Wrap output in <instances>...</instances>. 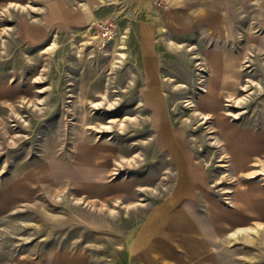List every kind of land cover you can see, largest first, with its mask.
I'll return each mask as SVG.
<instances>
[{
	"label": "rangeland",
	"instance_id": "374dc122",
	"mask_svg": "<svg viewBox=\"0 0 264 264\" xmlns=\"http://www.w3.org/2000/svg\"><path fill=\"white\" fill-rule=\"evenodd\" d=\"M54 1L0 0V264H137L135 230L180 169L220 225L176 264H264V0H225L220 32L202 15L177 36L158 17L171 4L97 0L74 27L80 0ZM108 18L118 37L93 50L87 26ZM172 133L195 164L171 160Z\"/></svg>",
	"mask_w": 264,
	"mask_h": 264
},
{
	"label": "crops",
	"instance_id": "0c3cea01",
	"mask_svg": "<svg viewBox=\"0 0 264 264\" xmlns=\"http://www.w3.org/2000/svg\"><path fill=\"white\" fill-rule=\"evenodd\" d=\"M96 1L97 0H80L73 13V20L70 24L78 27L81 24L93 20L96 17ZM201 0H172L171 8L160 14L159 20H162L168 28L169 34L171 30L176 28L177 34H185V30L191 25H201L196 23L202 19L204 15L209 19V23L214 27L218 24V32H220L221 24L219 19L225 16V0H207L206 5L200 3ZM58 1L49 4L50 7L58 5ZM60 6V5H58ZM205 12L204 14H202ZM196 14V15H195ZM206 19V18H203ZM157 20V19H156ZM154 20L151 28L147 23H141L140 35L138 36L139 50H144V55H147L146 62L152 63V58L149 57V50L157 49L154 42V34L157 29V21ZM222 22V21H221ZM216 28V25H215ZM181 29V30H180ZM179 166L186 167V161L175 158ZM180 183L171 200L160 205L151 211L150 214L144 216L141 220L142 224L135 230L133 241H131L129 252L130 256L138 260L137 264H176L188 259H203L206 257L210 239L217 235L219 230L218 214L206 217L205 210L201 214L199 204L191 209L187 203L195 204V195L190 194V186L196 184L191 182L194 176L199 177L191 169L187 172V188L183 189L181 185L186 182V176L182 175L180 169ZM198 184L202 185V176L199 177ZM180 186V187H179ZM183 196H189L188 199ZM189 198L191 200H189ZM185 200H187L185 202ZM170 202V203H169ZM205 231L197 232L200 225ZM218 226V227H217ZM210 230V234L207 231ZM193 232V233H192ZM192 243L197 248L194 249ZM187 254V255H186Z\"/></svg>",
	"mask_w": 264,
	"mask_h": 264
},
{
	"label": "built area",
	"instance_id": "2783aa9c",
	"mask_svg": "<svg viewBox=\"0 0 264 264\" xmlns=\"http://www.w3.org/2000/svg\"><path fill=\"white\" fill-rule=\"evenodd\" d=\"M157 8L165 9L172 3V0H151ZM89 43L92 49L104 51L109 47L112 40L117 39V27L111 18L101 19L88 25Z\"/></svg>",
	"mask_w": 264,
	"mask_h": 264
},
{
	"label": "bare ground",
	"instance_id": "6f19581e",
	"mask_svg": "<svg viewBox=\"0 0 264 264\" xmlns=\"http://www.w3.org/2000/svg\"><path fill=\"white\" fill-rule=\"evenodd\" d=\"M212 98H214V97H212ZM215 104L216 103H213V108H215ZM160 128H161V130L163 132V135H164L165 134L164 126L163 127H160ZM155 130H158V140H160V138L162 140V137H159V135H160L159 127H156ZM156 139H157V136H156ZM167 139H169L167 141V145L172 146L173 145V142H177L178 143L177 144L178 145L177 148H179L177 152L174 151L173 149L171 150V152H172V154H171L172 155L171 160H173L174 158L177 157L179 160H188L190 163L195 164L194 161H192V159H191L190 156H186L184 154V152L186 150H185V147L184 146H181L180 145L182 142H181V140H180V138H179L178 135H175V134L172 133V135L170 137H168ZM116 149H118V148H116ZM198 180H199V177L197 178V176H194V178L191 179V182L194 183V184H198Z\"/></svg>",
	"mask_w": 264,
	"mask_h": 264
}]
</instances>
